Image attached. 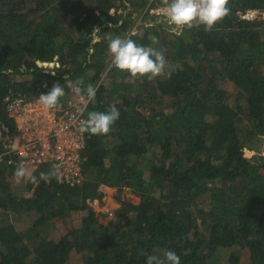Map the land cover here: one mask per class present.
<instances>
[{
	"label": "trees",
	"instance_id": "1",
	"mask_svg": "<svg viewBox=\"0 0 264 264\" xmlns=\"http://www.w3.org/2000/svg\"><path fill=\"white\" fill-rule=\"evenodd\" d=\"M163 7L0 0V130H17L8 96L34 99L57 82L62 104L76 87L96 88L86 119L112 105L120 113L107 135L85 132L73 180L41 179L53 171L48 161L31 172L35 183L18 182V164L1 157L0 264H147L167 251L181 264H219L223 250L226 264H264V0H229L211 31L180 35ZM117 36L161 52L164 73L148 79L117 69L108 51ZM103 185L116 188L120 204L107 222L110 212L92 205L104 202ZM79 211L75 223L68 219Z\"/></svg>",
	"mask_w": 264,
	"mask_h": 264
},
{
	"label": "clouds",
	"instance_id": "2",
	"mask_svg": "<svg viewBox=\"0 0 264 264\" xmlns=\"http://www.w3.org/2000/svg\"><path fill=\"white\" fill-rule=\"evenodd\" d=\"M162 3L164 7L161 14L169 25L175 26L173 30L177 35L182 34L185 28L192 29L201 25L204 26L205 31H211L230 12L229 0H162ZM99 32L100 29L95 28L92 34L97 37ZM149 39L154 43L158 42L156 37H149ZM108 51L112 55L113 65L121 71L130 73L132 77L147 76L148 79H153L164 73L166 66L164 55L152 47L138 45L132 39H122L119 36L110 38ZM57 59L59 58L57 57ZM48 63L52 65L50 62ZM51 73L55 75L54 72ZM74 91L80 95L82 90L80 87H76ZM96 91V88L91 84L87 86L89 100L95 98ZM63 95L64 89L57 82L47 93L41 94L39 102L47 109H54L58 106ZM119 116V110L115 105H112L107 112H89L87 119L81 124L80 131L92 135H107ZM58 169L59 165H53V171L47 174L41 173V179L47 180L56 177L59 180ZM14 176L18 182L24 178L30 179L33 183L36 182V177L23 166L16 169ZM147 264H181V261L174 251H167L164 253V258L158 255H149Z\"/></svg>",
	"mask_w": 264,
	"mask_h": 264
},
{
	"label": "built area",
	"instance_id": "3",
	"mask_svg": "<svg viewBox=\"0 0 264 264\" xmlns=\"http://www.w3.org/2000/svg\"><path fill=\"white\" fill-rule=\"evenodd\" d=\"M255 13L249 10L245 15L252 17ZM40 96L34 99L24 95L7 97L9 113L16 121L17 130L11 133L7 126L0 130V138L6 141L0 159L7 155L8 162H15L30 173L41 163L54 162L59 165L62 179L73 180L80 174V151L85 146V132L80 128L86 120L84 109L90 100L87 93L77 95L75 92L63 104L47 109L39 102Z\"/></svg>",
	"mask_w": 264,
	"mask_h": 264
},
{
	"label": "rangeland",
	"instance_id": "4",
	"mask_svg": "<svg viewBox=\"0 0 264 264\" xmlns=\"http://www.w3.org/2000/svg\"><path fill=\"white\" fill-rule=\"evenodd\" d=\"M258 11V10H257ZM260 11H262V10H260ZM253 12H256V10H253ZM259 12V11H258ZM159 20L160 19H163V18H158ZM158 19H154V20H158ZM150 21V20H149ZM151 22V21H150ZM100 38V35L99 34H97V37H95L94 39L95 40H97V39H99ZM102 189H103V191H104V197H103V200H104V202H102V201H100L99 199H98V201L97 202H92V205L94 206V208L95 209H97V210H103V211H109L110 213H109V215L108 216H103L102 218H101V220L103 221V222H107L110 218H111V216L113 215L112 214V212L120 205L119 204V202L118 201H116L115 199V196H116V194H117V190H116V188L115 187H112V186H108V185H103L102 186ZM26 195H29V194H31V192L30 191H26V193H25ZM123 195H124V197L126 196V198H130L133 202H139V197L138 196H136L135 194H133L132 192H130V191H124L123 192ZM85 214V211H82V212H74V213H72L70 216H69V220L71 219V218H73L72 220L74 221V223H75V220L77 219V218H79V217H81L82 215H84ZM68 220V223L70 224L71 223V221H69ZM66 231V227H63V226H60V228H57L55 231H54V237H56V238H58V237H60L64 232ZM52 235H53V233H52ZM228 256H229V252L227 251V250H223V251H221V252H218L216 255H215V257H214V259L219 263V264H226L227 263V258H228ZM71 262L73 261V259L71 260V259H69ZM71 262H70V264H71ZM72 264H77V262H74V263H72ZM78 264H79V262H78Z\"/></svg>",
	"mask_w": 264,
	"mask_h": 264
},
{
	"label": "water",
	"instance_id": "5",
	"mask_svg": "<svg viewBox=\"0 0 264 264\" xmlns=\"http://www.w3.org/2000/svg\"><path fill=\"white\" fill-rule=\"evenodd\" d=\"M262 11H264V9H262ZM50 63H51L52 65L54 64V62H53V61H51Z\"/></svg>",
	"mask_w": 264,
	"mask_h": 264
}]
</instances>
